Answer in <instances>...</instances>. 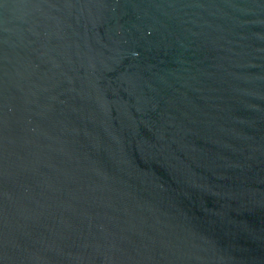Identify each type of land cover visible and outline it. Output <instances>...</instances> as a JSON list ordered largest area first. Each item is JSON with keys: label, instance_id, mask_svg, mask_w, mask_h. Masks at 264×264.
I'll list each match as a JSON object with an SVG mask.
<instances>
[{"label": "water", "instance_id": "water-1", "mask_svg": "<svg viewBox=\"0 0 264 264\" xmlns=\"http://www.w3.org/2000/svg\"><path fill=\"white\" fill-rule=\"evenodd\" d=\"M0 264H264V0H0Z\"/></svg>", "mask_w": 264, "mask_h": 264}]
</instances>
